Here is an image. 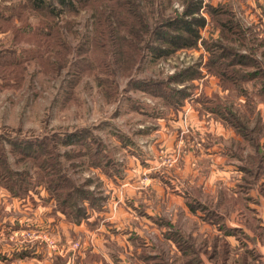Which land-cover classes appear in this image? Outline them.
Instances as JSON below:
<instances>
[{
	"label": "rangeland",
	"instance_id": "1",
	"mask_svg": "<svg viewBox=\"0 0 264 264\" xmlns=\"http://www.w3.org/2000/svg\"><path fill=\"white\" fill-rule=\"evenodd\" d=\"M70 1L0 0V264H86L116 242L131 263L187 264L169 233L205 264L223 248L264 264V0H193L196 45L166 55L140 50L119 0ZM136 1L153 26L191 0ZM219 43L255 66L223 69ZM234 68L236 85L220 75Z\"/></svg>",
	"mask_w": 264,
	"mask_h": 264
},
{
	"label": "trees",
	"instance_id": "2",
	"mask_svg": "<svg viewBox=\"0 0 264 264\" xmlns=\"http://www.w3.org/2000/svg\"><path fill=\"white\" fill-rule=\"evenodd\" d=\"M43 0H39L41 2ZM62 4L67 5L71 3L70 0H60ZM147 3L150 5V7L154 8V0H146ZM117 4L123 5L124 9L127 14H130V16L133 19V27H134V33L142 37L143 35L149 34V42L147 41L142 47L141 51H143L146 47L152 48L151 43L155 39L157 42H159L160 46H155L156 49H160L164 45L171 46L169 48H162L159 50V52H163V54H168L172 50L181 48V47H187V46H194L196 45V40L199 36V29L198 26H203L205 23V18L202 16H197L196 14L199 13L200 9V3L195 2L193 0L189 1L186 5L185 11L182 13H179L177 15H167L163 13L160 9H153V26H150L147 23V20L144 18V14L142 11H140L141 7L138 4L136 0H119L116 1ZM151 8V9H152ZM216 10V9H215ZM218 11V10H217ZM223 12L225 10H222ZM227 14L228 18H220L219 19V25L221 29L224 30H231L232 32L235 31V27L238 30V27L240 26L239 23L235 22V19L231 14V10L227 7ZM221 12V11H220ZM219 46V51H212L213 52V59L211 61L215 62L218 61L220 65H222L223 69H227L225 66H236L243 64L245 66H252L254 67L255 63L257 62L256 58L244 55L241 52L236 51L234 48L224 45L222 43L217 44V47ZM243 63V64H242ZM232 72V73H230ZM234 72V74H233ZM253 72V71H252ZM250 74V73H249ZM220 75L226 80L229 79V81H232L236 85L238 83V80L248 75L246 72H240L238 69L234 68L232 70H228V72H220ZM251 75V74H250ZM256 75V74H252ZM264 90V87H263ZM216 101H218L216 97ZM219 105V106H218ZM220 102H217V104L211 109L213 111H218L221 113V115L226 118L232 125L237 129L238 132L243 134L245 136V133L243 132L244 126L237 119V116L233 114L231 111L226 110L223 107ZM246 129V128H245ZM50 156H45L42 160L43 163H47L51 158ZM42 171L44 172V175H47L49 171H46L43 166H41ZM51 174V173H50ZM30 186V184L28 185ZM26 186L27 188H29ZM49 191H53L56 189L55 186L48 185ZM30 189V188H29ZM78 190V189H76ZM63 202H66V199L62 200ZM190 208L197 212L198 209H200V206L196 205L195 203L189 202ZM202 207V206H201ZM203 208V207H202ZM210 216V215H208ZM208 218V217H207ZM211 222L217 221L216 219L213 221L210 219ZM216 223V222H215ZM225 233L227 235H235L237 232V228H232L229 226L223 228ZM170 239H173L179 246V248L182 250V253L187 256L186 263L187 264H205L204 260L201 257V254L194 246H189L187 244H183V242H179L178 236L174 233L167 234ZM226 253L227 249L223 248L222 256L220 257L218 264H225L226 263ZM215 250L211 252L210 258H214ZM150 258H154V256L151 255ZM148 264H151V261L148 259H145ZM158 264V263H156ZM168 264V263H166Z\"/></svg>",
	"mask_w": 264,
	"mask_h": 264
},
{
	"label": "crops",
	"instance_id": "3",
	"mask_svg": "<svg viewBox=\"0 0 264 264\" xmlns=\"http://www.w3.org/2000/svg\"><path fill=\"white\" fill-rule=\"evenodd\" d=\"M264 219V218H263ZM231 227V226H230ZM233 228V227H232ZM238 228V227H234ZM107 233L109 231L107 230ZM112 241V240H111ZM100 247L91 249V252L93 253H101L100 254V259L98 260H89L85 259L86 264H146L144 262H136V263H131L129 261L125 260V252H131L132 247H127L125 244H104L100 249ZM264 253V252H263ZM84 256L82 254L81 259H83ZM88 258V257H86ZM83 261V260H82ZM264 263V261H263Z\"/></svg>",
	"mask_w": 264,
	"mask_h": 264
}]
</instances>
